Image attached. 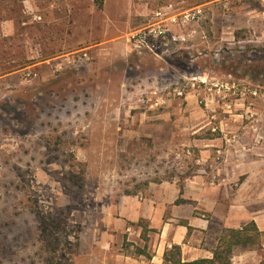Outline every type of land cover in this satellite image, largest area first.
Wrapping results in <instances>:
<instances>
[{"label":"rangeland","instance_id":"rangeland-1","mask_svg":"<svg viewBox=\"0 0 264 264\" xmlns=\"http://www.w3.org/2000/svg\"><path fill=\"white\" fill-rule=\"evenodd\" d=\"M31 2L0 0V264H76L110 200L195 173L162 111L264 109V0Z\"/></svg>","mask_w":264,"mask_h":264},{"label":"crops","instance_id":"crops-1","mask_svg":"<svg viewBox=\"0 0 264 264\" xmlns=\"http://www.w3.org/2000/svg\"><path fill=\"white\" fill-rule=\"evenodd\" d=\"M24 2L33 8L31 0ZM195 98L192 92L186 100L194 103ZM189 112L192 123L184 124L181 119L189 113L176 108L160 115L175 116L173 136L190 135L183 145L198 153L195 173L183 182H151L110 200L101 230L107 242H94L76 264H171L165 254L173 246L180 247L182 263L193 262L213 258L228 230L253 223L264 233V109L243 103L234 110L222 107L213 113L194 107ZM120 237L128 250L123 243L120 252L109 253ZM99 246L104 250L97 252ZM262 254L264 236L260 244L237 246L232 264H263Z\"/></svg>","mask_w":264,"mask_h":264},{"label":"trees","instance_id":"trees-1","mask_svg":"<svg viewBox=\"0 0 264 264\" xmlns=\"http://www.w3.org/2000/svg\"><path fill=\"white\" fill-rule=\"evenodd\" d=\"M102 6L104 0H94ZM147 228V226H146ZM264 233H261L255 224L251 223L242 230H228L220 239L214 256L211 259H200L193 262L182 263L177 256L180 255V247L173 246L165 254V261L171 264H232V257L237 246H248L249 244H260ZM145 237V234H144Z\"/></svg>","mask_w":264,"mask_h":264},{"label":"built area","instance_id":"built-area-1","mask_svg":"<svg viewBox=\"0 0 264 264\" xmlns=\"http://www.w3.org/2000/svg\"><path fill=\"white\" fill-rule=\"evenodd\" d=\"M165 15L159 14V17L161 19L164 18ZM197 17L196 14H188L184 15L183 19H179L177 16H173L170 19H168L173 24H186L187 22H191ZM165 20H162V22L159 23V25H153L150 27V29H142L132 35V41L135 43L136 47H147L149 48V41L152 39L155 40H166L169 34H172V31L167 28L165 25ZM176 94L178 96H183L182 91L175 90Z\"/></svg>","mask_w":264,"mask_h":264}]
</instances>
